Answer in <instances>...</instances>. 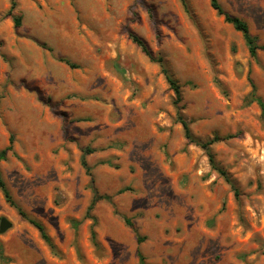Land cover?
I'll return each mask as SVG.
<instances>
[{
	"label": "rangeland",
	"instance_id": "374dc122",
	"mask_svg": "<svg viewBox=\"0 0 264 264\" xmlns=\"http://www.w3.org/2000/svg\"><path fill=\"white\" fill-rule=\"evenodd\" d=\"M184 1L17 0V28L0 0V152L13 138L0 169L54 247L0 190L7 264H264V114L244 105L250 80L264 102V52L252 59L210 0ZM219 2L264 45V0ZM129 32L163 57L197 138L236 136L212 150L237 192L187 144L174 92Z\"/></svg>",
	"mask_w": 264,
	"mask_h": 264
},
{
	"label": "trees",
	"instance_id": "16d2710c",
	"mask_svg": "<svg viewBox=\"0 0 264 264\" xmlns=\"http://www.w3.org/2000/svg\"><path fill=\"white\" fill-rule=\"evenodd\" d=\"M182 2H183V5L186 7L185 1L182 0ZM210 5H211L212 9L219 16L224 17L225 23L231 25L235 31L241 33L251 58L256 60L259 52H264V45H260L258 37L251 34L250 28H249V25L247 24V22L244 21L243 19L237 17V16H233V15L227 13L224 10V8L222 7V5L220 4L219 0H210ZM17 7H18L17 0H12L9 15L12 17L15 26L17 28H19L22 25V19L19 16H16L14 14ZM129 38L132 41V43L135 44L152 63H156L160 66L161 72L164 75V77H165V79L169 85L170 90H172L175 94L176 99L174 101V104L177 107V122L180 123L183 127L184 136H185V139L187 141V144L188 145H196V146L200 147L202 150H204L206 152L208 158H209V161H210L212 168L214 170L218 171V173H220V175H222L226 179V181L232 185L233 190L235 192H237L235 185H234L232 179L230 178V176L225 171H223L219 167V165L217 164V162L215 160V155H214L213 150H212V146L214 144L219 143V142L224 141V140H227V139L234 138L236 136L232 135V136H227L225 138L215 136L213 139H210L207 141H203L202 139L197 138L193 134L189 122H187L185 117L182 115L183 108L180 106V104L182 103L181 86L170 75L168 69L166 68V64H165L163 57L154 54L153 51L150 49V47L147 45V43L142 38H140L137 34H135L134 32H129ZM64 62L66 64L70 65L72 68L76 67L67 60H65ZM250 83L252 85V91L249 94V96L245 98L244 105L248 106V105L252 104L253 102H257L259 104L261 110H262V113L264 114V102L256 96V89H255V85H254L252 80H250ZM12 143H13V138L10 141V146H8L6 149H4L0 152V164H1V162L6 161L8 153L13 150ZM92 152L93 151L90 149H87L84 151V154L81 158V164H82L83 168L85 169L86 173L90 176L91 184L93 185L94 179H93V175H92V168L89 166V164L87 162V156L89 154H91ZM0 190L3 193L6 202L11 207L15 208L22 218L28 220L32 224L39 231V233H40L42 239L45 241V243L51 249H53L54 247H53L52 241H51L50 237L48 236L44 226L42 224H40L39 222L30 219L26 215V213L19 206H17V204L14 202V200H13V198H12V196H11V194H10V192H9V190H8L4 180H3L1 169H0ZM127 191H131V189H129V188L123 189L119 192V194L126 193ZM100 200H101V198L98 196V194L94 190V199L88 208L86 218H91V213L93 212L97 203ZM127 224L133 228V226L130 224L129 221H127ZM78 225H79V222H73V227L75 230H77ZM92 237H93V240L96 239V234H95L94 228L92 229ZM142 241H143L142 239H139V242H142ZM0 258L2 260V263H4V264L8 263V260H6L4 257L3 246L1 243H0ZM139 258H140L141 264H146L145 259L142 255H140Z\"/></svg>",
	"mask_w": 264,
	"mask_h": 264
},
{
	"label": "water",
	"instance_id": "95a60500",
	"mask_svg": "<svg viewBox=\"0 0 264 264\" xmlns=\"http://www.w3.org/2000/svg\"><path fill=\"white\" fill-rule=\"evenodd\" d=\"M11 227L12 224L6 218H2L0 222V234L6 233Z\"/></svg>",
	"mask_w": 264,
	"mask_h": 264
},
{
	"label": "crops",
	"instance_id": "0c3cea01",
	"mask_svg": "<svg viewBox=\"0 0 264 264\" xmlns=\"http://www.w3.org/2000/svg\"><path fill=\"white\" fill-rule=\"evenodd\" d=\"M260 53V52H259Z\"/></svg>",
	"mask_w": 264,
	"mask_h": 264
}]
</instances>
